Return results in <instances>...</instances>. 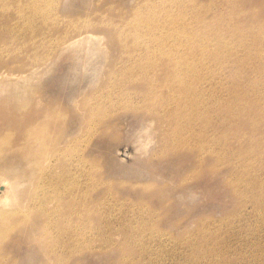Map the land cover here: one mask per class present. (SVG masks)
Returning a JSON list of instances; mask_svg holds the SVG:
<instances>
[{
    "label": "rangeland",
    "instance_id": "rangeland-1",
    "mask_svg": "<svg viewBox=\"0 0 264 264\" xmlns=\"http://www.w3.org/2000/svg\"><path fill=\"white\" fill-rule=\"evenodd\" d=\"M248 87L264 91V0H0V264H264ZM7 174L21 207L1 202Z\"/></svg>",
    "mask_w": 264,
    "mask_h": 264
},
{
    "label": "bare ground",
    "instance_id": "bare-ground-1",
    "mask_svg": "<svg viewBox=\"0 0 264 264\" xmlns=\"http://www.w3.org/2000/svg\"><path fill=\"white\" fill-rule=\"evenodd\" d=\"M157 12H155L154 13V15H153V17L156 15V17H158L159 15H162V13H158V14H156ZM147 18H149V17H147ZM161 20H164L162 17H161ZM109 21L111 22V23H114L111 19H109ZM137 21H139V20H137ZM146 23L147 24H150L149 22H147V20H146ZM113 25V24H112ZM117 30H121V35L122 36H124L123 34H122V29L120 28V27H117ZM164 35H166V36H164ZM163 36H155V37H151V36H148V39L149 40H151V42L149 43V45L150 46H153L154 44H156V43H158L159 45H163L164 43H165V40L168 38V37H170L171 35L169 34V33H166V34H164ZM178 37L179 36H173L172 37V42H174V40H177L178 39ZM181 38V37H180ZM169 41V40H168ZM184 44V43H183ZM183 44L181 45V47L183 46ZM181 47H179V48H177L176 46L175 47H172V50H173V52L175 53L174 54V56H178V55H180V48ZM171 53V50H168V49H166V47H164L159 53L163 56V53ZM170 56H172V55H170ZM158 60H161V58H159ZM157 60V61H158ZM158 64H162V63H158ZM168 67V68H167ZM167 67H166V70L168 69V71L166 72V75L169 73V72H171V68H170V66H168L167 65ZM134 78H135V76H134ZM141 77L140 76H138L137 77V79H140ZM174 80H176V78H174ZM207 83V84H206ZM206 84V85H205ZM202 85H204V86H207V85H209V81L208 80H206L203 84L201 83V86L200 87H202ZM143 86H145V85H143ZM146 86H147V90H149L150 92H148L147 93V95H152L153 93H152V88L151 87H149L148 86V84L146 83ZM167 86H169V85H167ZM221 87H219L220 89H221V91H219L220 93H223L224 92V89H225V85H220ZM167 88H170V87H167ZM218 88V89H219ZM226 91H228V88L226 87V89H225V92ZM247 91H248V93H250V96L249 97H253V99H252V103H256L257 101L259 102V98H264V91L263 90H261V89H258V91L255 89V88H250V87H248L247 88ZM137 96H139V97H143L144 95L140 92V93H138V95ZM126 97H128V96H126ZM138 97V98H139ZM254 97H257L256 99L254 98ZM145 98V97H144ZM147 99H149V98H147ZM126 100V99H125ZM140 100V99H139ZM115 107V106H114ZM112 108V107H111ZM116 108V107H115ZM170 108V107H169ZM113 110H114V108H113ZM147 111L149 112V114L150 115H152V116H154V115H156L158 118H160V119H163V117H162V113H159V114H157V110L156 109H154L153 110V112L151 111V110H149V109H147ZM169 111V113L171 112V110L169 109V110H166V112H168ZM216 111H217V107L216 106H211V107H209V112H208V114H209V116H210V118H212V117H214V116H216V119L218 120V121H221L222 123H224L225 122V118L223 117V116H219V115H216ZM163 113H164V110L162 111ZM165 112V113H166ZM263 112H261L260 114H257L258 116H263L264 115V113L262 114ZM255 114V113H254ZM189 125V124H188ZM190 126V125H189ZM190 127H192V125L190 126ZM206 136H208V132L206 131V134H205ZM228 139V138H227ZM232 140V139H231ZM222 141V140H221ZM221 141H220V143H221ZM225 141H226V139H225ZM230 141V140H229ZM231 142V141H230ZM217 143H218V141H217ZM225 144H227L226 142H224ZM214 144H215V142H214ZM224 145V144H223ZM223 147V146H222ZM220 149H222V148H220ZM220 149H219V152L221 153V152H223L224 150L222 149V151H220ZM229 149H230V151L229 152H233V150L231 149V147H229ZM216 149H214V151H215ZM228 150V149H227ZM226 150V148H225V151H227ZM261 151H263V150H261ZM218 151H217V153H219ZM231 152V154H234V153H232ZM223 153H225V152H223ZM245 153V152H244ZM222 154V153H221ZM226 155L225 156H229L230 157V153H228L229 155H227V152L225 153ZM241 154H242V152H241ZM216 155V154H215ZM217 155H219V154H217ZM243 155V154H242ZM252 155V154H251ZM221 155H219L218 157H220ZM223 156H224V154H223ZM224 156V157H225ZM253 156V158L255 157L254 155H252ZM251 156V157H252ZM226 157V158H227ZM228 157V158H229ZM222 157H220V159H221ZM231 158V157H230ZM229 158V159H230ZM232 158H233V155H232ZM234 158H235V156H234ZM236 159V158H235ZM248 159V161H249V159H250V156H249V158H247ZM242 160V159H241ZM224 161H225V158H224ZM44 162V161H43ZM46 162V161H45ZM45 162H44V164H45ZM237 159H236V161H234L233 162V164L231 165V166H233V167H235L236 169H239L238 168V165H237ZM250 162V161H249ZM47 163V162H46ZM229 163V162H228ZM248 164V163H247ZM245 165V164H244ZM46 164L45 165H43V168L42 167H40L41 169H40V171H43V172H46V171H49V170H47V168H46ZM246 166V165H245ZM6 167V166H5ZM7 167H10V166H7ZM251 167V166H250ZM12 170H13V168H11ZM5 170V169H4ZM4 170L2 171V172H4ZM7 170V172H9L8 171V168L6 169ZM5 170V171H6ZM10 170V169H9ZM264 170V169H263ZM10 172H11V170H10ZM255 173V172H254ZM13 176H16L17 177V175H15L16 174V170L14 169L13 170ZM248 174V173H247ZM246 174V176H248ZM251 174V173H250ZM8 175H10V174H7L6 175V177H8ZM241 175V174H240ZM242 176H243V174H242ZM242 176H241V178H242ZM9 177H11V175L9 176ZM8 179V180H7ZM7 179H4V180H2V187H1V189H2V191H3V193H2V199H1V202L2 203H5V204H7V203H11L10 205H12V206H19V207H21V204H20V201L17 199V198H15L16 197V192H17V189H18V183H15V182H13V179H12V177L11 178H7ZM243 179V178H242ZM241 179V180H242ZM244 179H246V178H244ZM234 180H236V181H238L236 178L234 179ZM250 180V179H249ZM14 181H16V180H14ZM233 181V180H232ZM255 181V180H254ZM246 183H247V181H246ZM236 184V183H235ZM250 185H251V183H249ZM255 184H256V182H255ZM246 185V184H245ZM250 185H246V187L247 188H250ZM253 185H254V183H253ZM254 186H256V185H254ZM253 186V187H254ZM252 186H251V188H253ZM46 188V187H45ZM237 188H243L244 190H243V192L246 194V192H245V190H248V189H245L244 188V185L242 186H237L236 187V189ZM258 188V187H257ZM256 190H258V189H256ZM256 190H255V192H256ZM254 191V190H253ZM252 191V192H253ZM247 192H249V191H247ZM251 192V193H252ZM243 193V194H244ZM250 193V192H249ZM250 193V194H251ZM240 194H242V193H240ZM247 195H248V193H247ZM259 195V194H258ZM257 195V196H258ZM252 197H254V196H252ZM256 197V196H255ZM253 200H254V198H252ZM257 212V211H256ZM255 212V208H254V210H253V212H252V214L253 213H256ZM8 213H10V212H7L6 214H5V216L8 214ZM260 214H262V212L260 213ZM254 215V214H253ZM260 218H262V217H260ZM259 218V219H260ZM239 222H241V220L239 221ZM256 222H258L257 220H256ZM262 222V221H261ZM260 222V223H261ZM264 223V222H263ZM263 223H261V225L263 224ZM242 225H244V224H242ZM217 227V226H216ZM243 227V226H242ZM242 227H240L239 229H241ZM255 228V227H254ZM216 229V228H215ZM220 230H222V228H220ZM244 230V229H243ZM242 230V231H243ZM218 231V230H217ZM219 233H221L220 231H218ZM218 232H215L214 234H216V233H218ZM228 232V231H227ZM225 233V232H223L221 235H223L224 233L227 235L228 233ZM238 232H240V231H238ZM246 232H248V231H245V233ZM238 234V233H237ZM241 234L243 235V232H241ZM249 234V233H248ZM251 236H252V231H251ZM250 234H249V236H250ZM254 234V233H253ZM220 235V236H221ZM234 235V234H233ZM255 235H256V233H255ZM213 236V235H212ZM220 236H218V237H220ZM229 236V235H228ZM248 236V237H249ZM259 236V235H258ZM214 237H215V235H214ZM230 237H232V236H230ZM229 237V238H230ZM257 237V236H256ZM261 237V236H260ZM263 237L264 236H262L261 238H262V240H263ZM216 238V237H215ZM223 238V236L220 238V239H222ZM228 238V237H227ZM244 238V237H243ZM254 237H252V239H253ZM218 240V238L216 239V240H212L211 242H210V244H209V246H210V249H211V251H212V253L214 254V253H216V256L218 257V253H221V251H222V249L223 248H226V249H230V250H234V247L232 246L233 245V243H232V245H230L229 244V241H227V240H223V241H225L224 243H223V245L221 244V240ZM257 239V238H256ZM248 240V239H247ZM247 240H246V242H247ZM251 240V239H250ZM255 240V239H254ZM192 243H193V241L192 240H190ZM251 241H253V240H251ZM256 241V240H255ZM258 241V240H257ZM189 243V244H192V243ZM231 242V241H230ZM242 242H244V240L242 241ZM195 243V242H194ZM253 243H255V242H253ZM171 244V243H170ZM198 244V243H197ZM260 244V243H259ZM172 245V244H171ZM174 245V244H173ZM207 245V244H206ZM252 245V244H251ZM208 245H207V247H209ZM192 247V246H191ZM193 247H196L195 245L193 246ZM191 248V249H193V250H195L196 248ZM202 247V246H201ZM246 247V246H245ZM249 247V246H248ZM261 247V246H260ZM198 248V247H197ZM206 248V247H205ZM259 248V247H258ZM189 249V248H188ZM203 249V248H202ZM252 249V248H251ZM250 249V250H251ZM257 249V248H256ZM255 249V250H256ZM197 250V249H196ZM209 250V249H208ZM245 250V249H244ZM203 251V250H202ZM205 251V250H204ZM210 251V250H209ZM225 251H227V250H225ZM199 252V251H198ZM248 252V251H247ZM253 252H254V249H253ZM252 252V253H253ZM194 253V252H193ZM206 253H207V251H206ZM210 253L211 252H209L208 254L210 255ZM245 253V252H244ZM249 253H250V251H249ZM248 253V254H249ZM204 254H205V252H204ZM203 254V255H204ZM228 254V253H227ZM229 254H231V253H229ZM251 254V253H250ZM254 254H256L255 252H254ZM253 254V255H254ZM221 255H222V253H221ZM245 256L243 253L241 254V255H239V257H241V256ZM246 255H247V253H246ZM252 255V254H251ZM250 255V256H251ZM263 255V254H262ZM194 255H192V257H193ZM196 256V255H195ZM197 256H198V254H197ZM200 256V255H199ZM213 256V255H212ZM225 256V255H224ZM224 256H221V257H224ZM242 256V257H243ZM256 256V255H255ZM254 256V257H255ZM190 257V256H189ZM191 257V258H192ZM233 257H235V256H233ZM237 257V256H236ZM247 257H249V255L247 256ZM201 258V257H200ZM199 257H198V259H200ZM219 258V257H218ZM228 258V257H227ZM238 258V257H237ZM263 258V257H262ZM192 259H194V257L192 258ZM214 259V258H213ZM222 259V258H221ZM230 259V258H229ZM228 259V260H229ZM239 259V258H238ZM241 259V258H240ZM240 259H239V261H240ZM243 259V258H242ZM245 259V258H244ZM258 259V258H257ZM196 260V259H195ZM223 260V259H222ZM221 260V261H222ZM248 260H249V258H248ZM251 260V259H250ZM250 260L248 261V263H250ZM252 260H254V259H252ZM213 261H215V260H213ZM220 261V262H221ZM243 262L245 261V262H247L246 261V259L245 260H242ZM256 261V260H255ZM190 262V261H189ZM202 264H204L202 261H200ZM209 262V261H208ZM219 262V263H220ZM225 262V261H224ZM238 262V261H237ZM236 262V263H237ZM253 262V261H252ZM260 262V261H259ZM210 263V262H209ZM223 263V262H222ZM227 263H229V262H227ZM226 263V264H227ZM241 263V262H240ZM197 264V263H196ZM199 264V263H198ZM213 264H215V263H213ZM217 264V263H216ZM223 264H225V263H223ZM231 264V263H230ZM233 264V263H232ZM242 264V263H241ZM254 264V263H253ZM255 264H258L257 262H255Z\"/></svg>",
    "mask_w": 264,
    "mask_h": 264
}]
</instances>
